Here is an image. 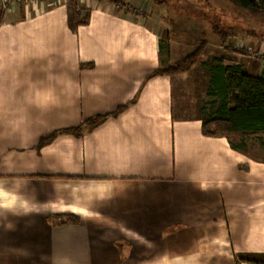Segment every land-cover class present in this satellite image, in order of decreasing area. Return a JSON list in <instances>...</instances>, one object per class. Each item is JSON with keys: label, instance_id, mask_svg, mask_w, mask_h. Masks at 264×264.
<instances>
[{"label": "crops", "instance_id": "crops-1", "mask_svg": "<svg viewBox=\"0 0 264 264\" xmlns=\"http://www.w3.org/2000/svg\"><path fill=\"white\" fill-rule=\"evenodd\" d=\"M36 2L0 27V264H264V134L203 133L210 65L260 77L264 57L156 73L207 33L192 0Z\"/></svg>", "mask_w": 264, "mask_h": 264}, {"label": "trees", "instance_id": "trees-1", "mask_svg": "<svg viewBox=\"0 0 264 264\" xmlns=\"http://www.w3.org/2000/svg\"><path fill=\"white\" fill-rule=\"evenodd\" d=\"M235 7L253 15H264V0H229ZM6 13L0 7V27L5 22ZM226 44V35L214 28ZM203 45L192 54L180 60L175 66L165 67L156 73L177 74L189 70L203 52ZM211 94L221 98L223 103L217 110L218 115L203 122V133L209 136H225L231 145L241 149L246 147V139L252 135L264 134V76L252 77L244 73L241 64L231 58L221 57L210 65ZM213 91L215 93H213ZM210 93V92H209ZM107 116H97L87 121L92 126H78L55 131L49 139L61 133L80 136L84 128L100 124ZM46 140V141H47ZM45 140H43L44 142ZM258 263L254 260H247Z\"/></svg>", "mask_w": 264, "mask_h": 264}, {"label": "rangeland", "instance_id": "rangeland-1", "mask_svg": "<svg viewBox=\"0 0 264 264\" xmlns=\"http://www.w3.org/2000/svg\"><path fill=\"white\" fill-rule=\"evenodd\" d=\"M21 1L22 0H3V2H0V7L7 14L8 12L14 10V7ZM28 1H34V5L37 4L36 0ZM50 2L51 0H46V5ZM73 4L75 7L74 9H79V7L77 6L78 4L75 2V0H73ZM183 4L184 3H182V5ZM189 4V2L185 3V5H187L186 9L188 10V12H193V14L199 13L198 15H202L201 17L207 20L206 27H208V29L206 30V35L200 40L202 43L198 44L199 46L195 48V50H197L200 45L204 46L201 56L197 58L195 64L189 70L181 73L190 74L193 76L196 75L202 79L203 77L205 78L207 65H205L206 62L203 63L202 60L205 59L207 60V62H210L215 56L222 54L223 50L227 53L246 52L248 56L254 57L255 59H263L264 54L257 52L256 46H253L252 43L258 42V39L262 37L260 41L264 44V15H253L248 11L235 7L229 0H192L191 4ZM171 5L179 6L180 2H171ZM194 5H196L198 8L195 9ZM203 22L205 23V21ZM213 28H218L225 33V45L221 40V36L219 34L215 35L212 32L211 29ZM208 42L210 44V47L208 50H205ZM220 44L222 49H219L220 51H217ZM193 52L189 53L187 56H189ZM184 53V55H186L187 52ZM203 54L204 57L202 58ZM184 58L185 57L180 58L177 55L176 51L173 55L170 56L171 63L166 65V68L175 66V64H177ZM195 65H197V68L193 69ZM189 85L193 95H202V97L199 96V100H197L200 106L199 108L202 109L205 113L208 112L210 108V98L207 97V93H203L204 87L206 85L205 81L192 82L189 83Z\"/></svg>", "mask_w": 264, "mask_h": 264}]
</instances>
